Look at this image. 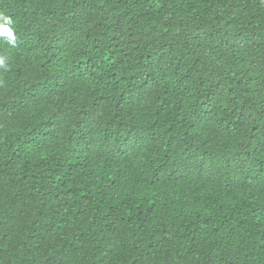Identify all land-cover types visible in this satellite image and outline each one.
Returning <instances> with one entry per match:
<instances>
[{
	"label": "trees",
	"instance_id": "16d2710c",
	"mask_svg": "<svg viewBox=\"0 0 264 264\" xmlns=\"http://www.w3.org/2000/svg\"><path fill=\"white\" fill-rule=\"evenodd\" d=\"M0 12V264H264V0Z\"/></svg>",
	"mask_w": 264,
	"mask_h": 264
},
{
	"label": "clouds",
	"instance_id": "9594fccd",
	"mask_svg": "<svg viewBox=\"0 0 264 264\" xmlns=\"http://www.w3.org/2000/svg\"><path fill=\"white\" fill-rule=\"evenodd\" d=\"M0 39L12 47L16 46L18 39L15 29V20L3 12H0ZM12 67V58L6 55H0V74L9 72Z\"/></svg>",
	"mask_w": 264,
	"mask_h": 264
}]
</instances>
